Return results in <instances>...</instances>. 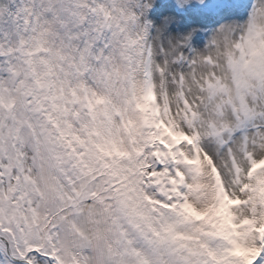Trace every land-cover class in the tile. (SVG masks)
Masks as SVG:
<instances>
[{
    "label": "snow or ice",
    "instance_id": "obj_1",
    "mask_svg": "<svg viewBox=\"0 0 264 264\" xmlns=\"http://www.w3.org/2000/svg\"><path fill=\"white\" fill-rule=\"evenodd\" d=\"M0 264H264V0H0Z\"/></svg>",
    "mask_w": 264,
    "mask_h": 264
}]
</instances>
